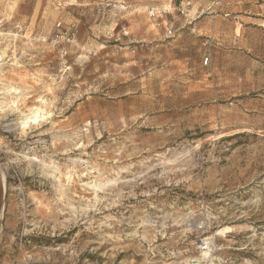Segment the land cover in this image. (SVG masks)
Listing matches in <instances>:
<instances>
[{
	"label": "rangeland",
	"instance_id": "374dc122",
	"mask_svg": "<svg viewBox=\"0 0 264 264\" xmlns=\"http://www.w3.org/2000/svg\"><path fill=\"white\" fill-rule=\"evenodd\" d=\"M45 2L0 0V264H264V0L172 37L82 6L70 60Z\"/></svg>",
	"mask_w": 264,
	"mask_h": 264
},
{
	"label": "crops",
	"instance_id": "0c3cea01",
	"mask_svg": "<svg viewBox=\"0 0 264 264\" xmlns=\"http://www.w3.org/2000/svg\"><path fill=\"white\" fill-rule=\"evenodd\" d=\"M153 1L121 0L123 6L115 4L113 7L104 0H47L44 4L45 7L41 8L38 6L33 12L32 18L36 19L32 30H35L36 35L39 37H51L52 32L54 31L55 23L60 19L66 24L76 21L78 23V29H80L81 18L78 16V13H80V11L82 12V6L92 4L96 7L98 17H104L105 15L108 17L111 16V18H113L114 26L119 25V21H129V32L133 29V24L131 22L140 20L142 28L144 27V35H147L149 32V20H152L154 26H158L157 29L164 27V30L166 31V29L172 28L174 35L176 33L180 35L183 32L182 30L184 27L188 25L190 30L192 26H194L193 28H195V31L197 30L198 34H203L212 29L213 22H217L223 17H228L229 14L234 13L238 9H242L244 5L251 3L254 0H191V6L187 16L173 14L160 21L149 18L148 9L150 6L155 5V3L161 4L165 2V0ZM185 1L187 0H174L177 5H181ZM13 3H15V1H13ZM36 23H38V26ZM98 27L101 28L100 25ZM13 35L14 39H16L17 34L14 33ZM83 47L84 46L78 39L73 44L67 45L65 47L68 52L66 60H70L71 54L78 53L79 49H83ZM57 51L58 54L64 56L61 54L60 46H57ZM18 53L15 49L13 50V59L16 58ZM79 57L80 55H77L74 61L72 60V63H78ZM15 64L16 61L13 62L14 66ZM29 64L32 65L31 62Z\"/></svg>",
	"mask_w": 264,
	"mask_h": 264
},
{
	"label": "built area",
	"instance_id": "2783aa9c",
	"mask_svg": "<svg viewBox=\"0 0 264 264\" xmlns=\"http://www.w3.org/2000/svg\"><path fill=\"white\" fill-rule=\"evenodd\" d=\"M111 6H115V4L122 5L121 0H104ZM191 6V0L185 1L181 5H177L174 0H165V2L157 5H152L148 9V16L151 19L155 20H163L169 15L173 14H180L182 16H187L189 13V8ZM193 31H195V28H193ZM78 33V27L77 25L72 22L69 24H66L63 20H58L55 23L54 31L52 32L51 36V42L54 45H58L61 48V54L67 55V49L65 48L67 45L73 44L75 42L76 36ZM125 34H128V31L124 32ZM165 35L167 37L174 36V31L172 28H168L165 31ZM209 58L207 57L205 62L207 63ZM2 61V57L0 56V62ZM207 248L206 244H203V249Z\"/></svg>",
	"mask_w": 264,
	"mask_h": 264
}]
</instances>
